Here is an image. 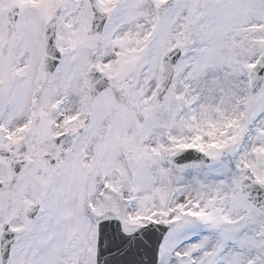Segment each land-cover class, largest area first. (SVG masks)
Listing matches in <instances>:
<instances>
[{
	"label": "snow or ice",
	"instance_id": "snow-or-ice-1",
	"mask_svg": "<svg viewBox=\"0 0 264 264\" xmlns=\"http://www.w3.org/2000/svg\"><path fill=\"white\" fill-rule=\"evenodd\" d=\"M0 264H264V0H0Z\"/></svg>",
	"mask_w": 264,
	"mask_h": 264
}]
</instances>
